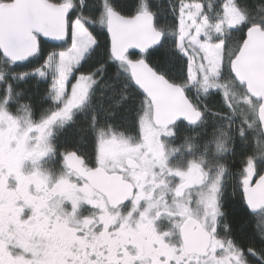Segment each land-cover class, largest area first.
I'll return each mask as SVG.
<instances>
[{
    "label": "snow or ice",
    "instance_id": "1",
    "mask_svg": "<svg viewBox=\"0 0 264 264\" xmlns=\"http://www.w3.org/2000/svg\"><path fill=\"white\" fill-rule=\"evenodd\" d=\"M0 264H264V0H0Z\"/></svg>",
    "mask_w": 264,
    "mask_h": 264
}]
</instances>
